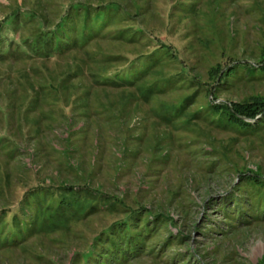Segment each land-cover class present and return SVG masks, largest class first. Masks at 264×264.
Masks as SVG:
<instances>
[{"label": "rangeland", "instance_id": "rangeland-1", "mask_svg": "<svg viewBox=\"0 0 264 264\" xmlns=\"http://www.w3.org/2000/svg\"><path fill=\"white\" fill-rule=\"evenodd\" d=\"M101 1L122 5L108 31L132 40L92 44L125 59L84 63L83 70L99 76L125 71L136 56L159 50L157 61L171 77L142 81L157 87L153 98L142 95V100L134 87L96 89L89 75L71 78L66 74L73 63L67 59L5 56L14 48L24 59L30 54L22 39L30 27H43V20L51 24L58 11L63 15L75 3ZM30 13L35 17L28 19ZM11 14L25 18L16 25ZM161 46L173 53L172 61H163ZM263 53L264 0H0V213H7L2 219L8 223L15 214L19 224L17 234L3 232L0 241L15 238L24 244L1 252L0 264H42L36 254L67 264L72 251L87 254L97 234L140 208L170 217L173 225L149 221L152 232L140 234L147 241L144 249L129 252L122 264H264V212L253 209H264V193L242 182L250 171L264 176V127L248 133L216 124L207 107L211 96L204 92L184 117L166 121L158 115L194 91L193 75L214 85L216 103L264 100V73L250 76L236 68L221 86L211 76L214 68L225 71L239 62L259 67ZM180 70L188 75L176 76ZM33 83L54 84L59 93L45 106L35 104L20 91ZM100 105L120 120L108 121L110 113L101 118ZM191 114L195 120L185 125ZM10 147L16 148L12 158L4 152ZM64 186L77 191L81 205L68 198L58 205L64 192L58 188ZM27 191L34 195L23 196ZM46 207L49 212L61 207L68 227L36 231ZM144 216L138 218L137 233ZM178 232L181 236H171Z\"/></svg>", "mask_w": 264, "mask_h": 264}, {"label": "trees", "instance_id": "trees-1", "mask_svg": "<svg viewBox=\"0 0 264 264\" xmlns=\"http://www.w3.org/2000/svg\"><path fill=\"white\" fill-rule=\"evenodd\" d=\"M122 13L123 7L117 2L101 1V3L96 5L86 2L75 3L70 5L63 15L60 11H58V13L55 14V19L53 18L51 24H46V22L43 20V27L36 26L30 27L28 29L30 32H28V34L22 38L23 43L25 46H27L30 53H27L28 55L25 57V59L24 55L22 54L23 51L19 48L10 49L5 56L7 57L14 54L17 58H21L22 60H36L37 58L40 61L58 60L60 58L67 59L69 62L73 63V70L66 74L71 78L80 76L85 77L89 75L90 79L92 80V84L96 89L107 90L113 88L115 90H130L126 87H134V92L136 95L139 91L141 93L140 96L144 95L148 99L153 98L157 93V87L151 83H145L142 81L145 79L156 80L167 79L168 77H171L164 75L166 70H163V62L157 61L161 60L159 59V50L154 51L153 53H148L151 55L145 54L141 57L136 56V59L132 61L129 69H126L125 71H120L118 68H116L115 71L111 70L108 73H104L99 76L97 72L92 70H83L84 63L89 64L93 61H96L100 64H112L116 59H125L121 53H104L101 50L91 47L92 44L97 45V41L105 39L109 41H118L120 38H125L118 37L115 33H110L108 31L112 21L121 16ZM10 16L16 25L18 24L17 22L19 20H24L25 18L24 16L18 14H11ZM31 17H35V14L30 13L28 19ZM125 40L129 41L132 39L125 38ZM161 49L166 50V56H164L163 61H172L174 55L167 50L169 48L166 46H161ZM145 58H149V60L147 59L148 61H145ZM77 62L82 64L81 68L77 67ZM259 62V67L252 63L239 62L237 65L234 64L225 71H223L222 68L218 66L212 70L211 76L214 78V82L217 84V86H221L226 83L229 76L233 77L236 74V68L241 67L245 69L248 73H250V76H253L256 71L259 73H264V53L262 54L261 60ZM139 65L143 66L140 71L134 67ZM33 70L34 69H32V71ZM27 74L28 72H25V76H27ZM141 74L143 76H141ZM174 74H176V76L188 75V73L182 70ZM189 80V83L197 85L193 89L194 91L191 94L184 96L177 103H175V105L164 106V112L162 114H158L160 118L166 121H171L172 119H180L181 117H184L187 114L185 113L186 109L191 107L197 101L201 92H204L207 95L206 98L211 96L207 102V107H209L211 112L210 115L215 119L216 124L219 123L223 126H230L229 128L238 129L242 132L248 133L252 132V130L261 129L264 127L263 99L254 98L248 102L229 101L216 103L215 101L217 97L212 94L214 90L213 84L211 85L201 81L195 75L190 76ZM123 83L132 85L122 86ZM29 87L30 88L20 89V91L25 94H30L33 97V103H38L42 106L47 105L49 103L48 99L52 97L56 98L57 94L59 93V86H55L51 83H33L29 85ZM128 93L133 95L132 100H135L134 93ZM141 99L143 100V96ZM144 101L149 103L147 99H144ZM56 104L58 105V103ZM99 107H101V110H99L97 114H100L101 118L107 113L111 114V108L104 105H100ZM167 113H169V116L165 117ZM82 114L84 116H88L89 113L82 111ZM173 116L175 118H173ZM195 116L196 114H191L186 117L185 125L192 123L195 120ZM259 116H261V120L257 119ZM111 117L112 118H106L108 121H111V119L120 120L117 113L113 112ZM10 149L11 150L9 152H4L7 156H11L12 158L16 148L10 147ZM239 176L242 175L239 174ZM242 182L255 185L262 189L264 193V176L250 171L242 180ZM46 189V191H48L49 187H46ZM42 190L44 189H40L38 192L42 193ZM58 190L61 192L64 190L60 197L62 201L60 200L58 205L64 206L66 198L75 204L81 205V202H79L80 199L75 197L77 191H75L72 186H69V188L66 186L63 188L59 187ZM25 195H27V197L29 195L32 196L34 195V192L27 191L23 196ZM93 208L94 206L92 209H89L88 213L92 211ZM48 209L49 207H46L43 210V219L45 220L43 224L39 226V229H36V231H39V233L43 232L48 234L56 233L57 230L62 231L66 229L65 227H68L67 225L69 223V219L65 216V213H63V209L60 207V210L58 209L57 211L53 212H49ZM253 209L256 210L257 214H263L264 212V209L262 208L256 207ZM4 214L7 215L6 212H2V214L0 213V237L3 232H9L11 236L17 234L15 228L19 224L15 214L12 215L11 221L9 223L8 221L2 219V217L5 216ZM235 215L239 217L240 211L238 210ZM140 216H144L145 221H143V224L139 225L140 231L137 233L136 227L139 224L138 218ZM154 220H156V222L159 220L169 221L170 227L173 225L172 219L170 217L161 216L145 208L132 210L129 212V217L127 220L115 221L108 228L103 229L99 235L97 234L91 240L88 246L90 249L87 254H82L81 251H72V255L69 257L67 264H122L125 260H128L129 252H141L144 249L142 247V243L147 241L140 234H142L141 232L150 234L152 232V228L148 224L149 221L153 222ZM32 231L33 229H30V232ZM34 232L31 233V235H33ZM171 236L177 237L181 235L180 232H178L175 235L171 234ZM21 240H24V238H21ZM137 244H139L140 247H138L139 245ZM23 245L24 244H20L15 238L10 240L7 238L2 239V241H0V253L12 248L20 250L22 249ZM35 256L36 259L41 260L42 264H59L54 258L45 254H36Z\"/></svg>", "mask_w": 264, "mask_h": 264}]
</instances>
